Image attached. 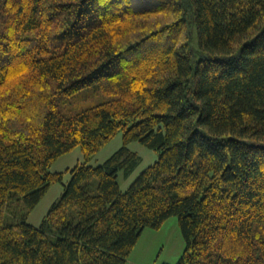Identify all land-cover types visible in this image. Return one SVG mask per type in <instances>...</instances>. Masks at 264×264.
Returning a JSON list of instances; mask_svg holds the SVG:
<instances>
[{
  "label": "trees",
  "instance_id": "trees-1",
  "mask_svg": "<svg viewBox=\"0 0 264 264\" xmlns=\"http://www.w3.org/2000/svg\"><path fill=\"white\" fill-rule=\"evenodd\" d=\"M170 217L176 264H264V0H0V264H126Z\"/></svg>",
  "mask_w": 264,
  "mask_h": 264
},
{
  "label": "rangeland",
  "instance_id": "rangeland-1",
  "mask_svg": "<svg viewBox=\"0 0 264 264\" xmlns=\"http://www.w3.org/2000/svg\"><path fill=\"white\" fill-rule=\"evenodd\" d=\"M192 46L197 48V32L194 29L192 34ZM123 144L122 134L118 133L106 145L102 147L88 162L90 166L102 164ZM128 148L141 157V161L136 169L124 178L122 173H118V184L121 191H125L136 177L146 167L153 164L158 155L153 150L141 145L139 142H130ZM84 162L82 153L78 147L71 152L58 158L50 167L51 172H62L63 184H52L36 207L28 214L26 222L34 227H38L45 216L47 210L55 203L63 192V185L70 180L67 169L73 168L77 164ZM92 192H95L97 181H89ZM22 206V205H20ZM23 209V206H22ZM11 216V215H10ZM185 248L184 238L180 231L176 217H170L162 226L157 229L146 228L142 231L136 245L126 260V264H176Z\"/></svg>",
  "mask_w": 264,
  "mask_h": 264
}]
</instances>
